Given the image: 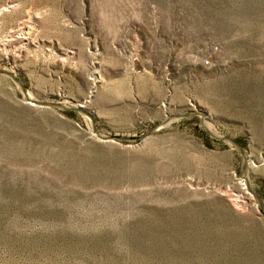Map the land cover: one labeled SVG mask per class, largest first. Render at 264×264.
<instances>
[{"label": "rangeland", "instance_id": "374dc122", "mask_svg": "<svg viewBox=\"0 0 264 264\" xmlns=\"http://www.w3.org/2000/svg\"><path fill=\"white\" fill-rule=\"evenodd\" d=\"M0 264H264V0H0Z\"/></svg>", "mask_w": 264, "mask_h": 264}, {"label": "built area", "instance_id": "2783aa9c", "mask_svg": "<svg viewBox=\"0 0 264 264\" xmlns=\"http://www.w3.org/2000/svg\"><path fill=\"white\" fill-rule=\"evenodd\" d=\"M203 64H204V65H207V64H208V61H207V60H205V61L203 62Z\"/></svg>", "mask_w": 264, "mask_h": 264}, {"label": "bare ground", "instance_id": "6f19581e", "mask_svg": "<svg viewBox=\"0 0 264 264\" xmlns=\"http://www.w3.org/2000/svg\"><path fill=\"white\" fill-rule=\"evenodd\" d=\"M31 100V99H30Z\"/></svg>", "mask_w": 264, "mask_h": 264}]
</instances>
